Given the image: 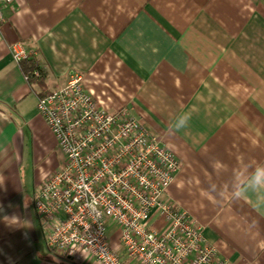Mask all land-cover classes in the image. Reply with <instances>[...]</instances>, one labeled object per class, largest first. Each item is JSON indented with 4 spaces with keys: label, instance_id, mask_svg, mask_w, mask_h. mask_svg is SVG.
Instances as JSON below:
<instances>
[{
    "label": "crops",
    "instance_id": "1",
    "mask_svg": "<svg viewBox=\"0 0 264 264\" xmlns=\"http://www.w3.org/2000/svg\"><path fill=\"white\" fill-rule=\"evenodd\" d=\"M0 7V264H81L48 249L23 186L25 157L34 155L39 189L65 155L16 51L47 72L48 91L76 72L102 107L128 108L181 163L165 201L202 226L228 264H264V191L222 199L209 191L211 183L227 187L238 161L264 162V0H15ZM5 216L20 223L10 227Z\"/></svg>",
    "mask_w": 264,
    "mask_h": 264
},
{
    "label": "built area",
    "instance_id": "2",
    "mask_svg": "<svg viewBox=\"0 0 264 264\" xmlns=\"http://www.w3.org/2000/svg\"><path fill=\"white\" fill-rule=\"evenodd\" d=\"M2 19L0 7V40ZM37 109L65 155L33 199L50 251L81 264H228L204 228L165 201L181 163L128 108L102 107L71 72Z\"/></svg>",
    "mask_w": 264,
    "mask_h": 264
},
{
    "label": "clouds",
    "instance_id": "3",
    "mask_svg": "<svg viewBox=\"0 0 264 264\" xmlns=\"http://www.w3.org/2000/svg\"><path fill=\"white\" fill-rule=\"evenodd\" d=\"M185 125V120L183 118L179 119L176 125L177 130ZM216 167V164H213ZM251 167V171L248 172L247 169ZM209 191L215 193L216 196L221 199L225 197L226 193L230 194L234 198H239L242 192L252 191L255 193H260L264 191V162L257 163L255 166L247 165L243 161H238L236 167L233 169L231 180L228 182L227 187L224 185H217L211 183L209 185ZM264 199V197H261ZM5 220L8 225L20 223L18 217L8 218L5 216Z\"/></svg>",
    "mask_w": 264,
    "mask_h": 264
},
{
    "label": "trees",
    "instance_id": "4",
    "mask_svg": "<svg viewBox=\"0 0 264 264\" xmlns=\"http://www.w3.org/2000/svg\"><path fill=\"white\" fill-rule=\"evenodd\" d=\"M20 69L33 89H38L39 98L45 97L52 92L48 91L46 83L47 72L42 69L34 58H28L19 62Z\"/></svg>",
    "mask_w": 264,
    "mask_h": 264
},
{
    "label": "rangeland",
    "instance_id": "5",
    "mask_svg": "<svg viewBox=\"0 0 264 264\" xmlns=\"http://www.w3.org/2000/svg\"><path fill=\"white\" fill-rule=\"evenodd\" d=\"M45 161V160H44ZM35 158L34 155L25 157L23 162V169H22V178H23V186L25 192L27 193L29 201L31 202L36 194V190L38 187L36 186V174H35V167H34ZM30 205V203H29ZM32 206V203H31ZM61 260L64 261H71L70 259H66L60 255H58ZM72 262L77 263L78 261L72 260Z\"/></svg>",
    "mask_w": 264,
    "mask_h": 264
}]
</instances>
